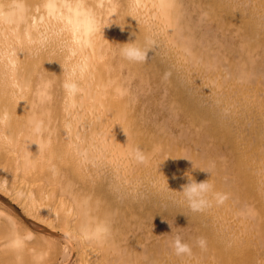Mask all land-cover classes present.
I'll use <instances>...</instances> for the list:
<instances>
[{
	"label": "bare ground",
	"instance_id": "bare-ground-1",
	"mask_svg": "<svg viewBox=\"0 0 264 264\" xmlns=\"http://www.w3.org/2000/svg\"><path fill=\"white\" fill-rule=\"evenodd\" d=\"M189 176L228 199L193 212ZM4 196L48 236L0 209V264H264V0H0Z\"/></svg>",
	"mask_w": 264,
	"mask_h": 264
},
{
	"label": "clouds",
	"instance_id": "clouds-1",
	"mask_svg": "<svg viewBox=\"0 0 264 264\" xmlns=\"http://www.w3.org/2000/svg\"><path fill=\"white\" fill-rule=\"evenodd\" d=\"M98 28V21L94 16L89 15L85 22V29L94 32L98 30ZM155 46V40L151 37H146L144 46L138 45L136 40L134 42L124 43L123 47L120 49V55L131 63H145L149 59V53L153 51ZM64 89L70 96L75 95L80 91L79 84L75 79L72 78L71 75L65 79ZM41 127L42 122H38L35 127L36 132L39 133ZM130 155L137 163L146 162L147 158L139 147L133 149ZM207 172L211 173L212 175L210 170ZM188 179L189 182L182 186L183 190L180 192L187 201L188 207L193 212L206 211L213 206V201H215L216 205H223L228 199V194L215 191L211 179L201 182H197L191 176H189ZM108 232L109 228L107 226H101L97 228L96 235L97 237L105 236ZM195 243L201 249L206 248L207 242L202 237L197 238ZM169 246L173 249L175 255L178 257H191L193 254V246L187 242H184L183 237L179 234L175 236V238L170 242Z\"/></svg>",
	"mask_w": 264,
	"mask_h": 264
},
{
	"label": "rangeland",
	"instance_id": "rangeland-1",
	"mask_svg": "<svg viewBox=\"0 0 264 264\" xmlns=\"http://www.w3.org/2000/svg\"><path fill=\"white\" fill-rule=\"evenodd\" d=\"M4 197H6L4 200H1L0 199V209L2 210H4L5 212H7V213H10L11 215H13V216H18V221L20 220L21 221V225H23V226H25V224L22 222V214H18V212L16 211V210H13L12 209V206L10 205V202H11V200L7 197V196H4ZM9 206V207H8ZM17 209H20L19 207H17ZM13 210V211H12ZM12 211V212H11ZM20 211V210H19ZM18 215H17V214ZM21 213V212H20ZM21 216V217H20ZM20 221H19V223H20ZM29 225V224H28ZM22 226V228H23V231H27V230H30V229H32V231H33V233H35V234H38L39 232L40 233H43V234H46L47 236H48V234H47V232H45L44 230H42L41 229V231H37L36 229H34L35 227L33 226H25V227H23ZM22 230V229H21ZM60 239V238H59ZM51 254V253H50ZM53 254H54V252L51 254L52 256H53ZM74 259H72V262L71 263H69V264H73L74 262V260L77 258V252L75 253V255H74V257H73ZM50 259V255L47 253V254H45V256L43 257V259L42 260H40L39 261V263L38 264H55V262L54 261H50L49 260ZM59 261H61V260H59ZM31 264H34V263H31Z\"/></svg>",
	"mask_w": 264,
	"mask_h": 264
}]
</instances>
